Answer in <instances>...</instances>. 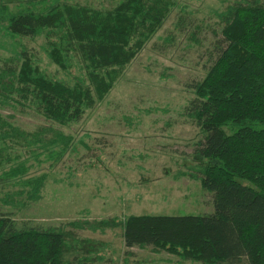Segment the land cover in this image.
<instances>
[{"label":"trees","instance_id":"trees-1","mask_svg":"<svg viewBox=\"0 0 264 264\" xmlns=\"http://www.w3.org/2000/svg\"><path fill=\"white\" fill-rule=\"evenodd\" d=\"M173 5L119 0L96 8L37 0L10 11L0 1V38L44 34L47 56L58 67L68 68L77 52L90 70L89 85L70 84L40 70L27 50L0 58V179L11 183L2 205L18 208L39 198L46 174H30L32 166L61 160L70 143L62 127L78 121L109 88L100 70L130 61ZM218 18L216 55L205 76L190 85L195 96L185 108L203 132L193 155L212 211L128 215L117 222L125 254L152 247L199 264H264V3L236 0ZM30 113L45 123L26 129L13 121L14 114ZM68 236L60 228L18 225L10 212L0 213V264H73L66 258L73 251Z\"/></svg>","mask_w":264,"mask_h":264},{"label":"rangeland","instance_id":"rangeland-1","mask_svg":"<svg viewBox=\"0 0 264 264\" xmlns=\"http://www.w3.org/2000/svg\"><path fill=\"white\" fill-rule=\"evenodd\" d=\"M0 1L17 11L37 0ZM59 1L111 8L119 0ZM171 1L162 23L130 61L100 70L109 88L95 96L78 121L62 127L70 143L61 160L32 166L30 174H46L39 198L18 208L4 206L1 198L11 183L0 179V213L10 212L18 225L69 232L73 251L66 258L73 264H199L152 247H133L125 254L117 224L128 215L212 211L211 193L196 173L200 160L193 155L203 132L185 108L195 96L190 85L205 76L216 55L219 13L236 0ZM0 40V58L27 50L51 78L89 85V64L73 52L68 68L61 69L47 56L44 34ZM13 121L26 129L45 123L35 113L14 114Z\"/></svg>","mask_w":264,"mask_h":264}]
</instances>
